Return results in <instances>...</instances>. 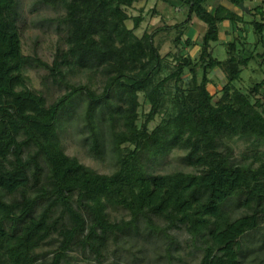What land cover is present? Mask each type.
<instances>
[{
  "label": "trees",
  "instance_id": "trees-1",
  "mask_svg": "<svg viewBox=\"0 0 264 264\" xmlns=\"http://www.w3.org/2000/svg\"><path fill=\"white\" fill-rule=\"evenodd\" d=\"M52 1L65 8L59 22L69 47L56 54L53 66L46 64L66 87L49 105L29 90L24 75L41 61L23 53L20 0H0V264H79L73 255L79 249L100 259L132 232L165 237L167 256L175 259L183 245L168 234L171 228L186 229L197 242L199 264H264V150L263 159L256 150L236 159L232 143L237 137L264 146V80L249 91L237 87L255 58L264 63V51L216 56L225 25V34L238 29V37L252 27L256 42L264 43V0L252 7L227 0L213 8V0H181L188 11L184 22L142 38L136 34L142 14L130 13L139 0ZM240 4L248 9L242 14L233 10ZM195 17L206 25L196 55L187 39L186 50L183 43L181 51L163 56L157 36L176 29L178 44ZM236 43L228 45L234 52ZM222 68L228 81L219 100L210 90L211 72ZM77 70L101 73L102 89L93 80L70 84L67 74ZM170 80L178 111L151 129ZM141 94L150 108L138 126ZM76 118L90 130L85 141L93 157L106 155L108 145L116 171L97 173L66 153L63 126ZM125 144L134 149L124 153ZM175 148L196 171L156 173L155 162ZM110 205L125 208L131 219H113ZM49 245L51 260L39 252Z\"/></svg>",
  "mask_w": 264,
  "mask_h": 264
},
{
  "label": "rangeland",
  "instance_id": "rangeland-1",
  "mask_svg": "<svg viewBox=\"0 0 264 264\" xmlns=\"http://www.w3.org/2000/svg\"><path fill=\"white\" fill-rule=\"evenodd\" d=\"M223 1L228 4L227 0H213L209 6L214 7L219 2ZM258 1V0H256ZM259 2L263 3V0ZM22 7V15L19 22V31L22 40L23 53L25 56L39 59L42 64L35 63L28 65L24 71L25 77H27V85L29 90L35 91L44 95L49 105L53 104L63 94L66 93L65 85L58 84L52 76L50 67L54 65L56 54L59 51L67 50L68 43V31L64 25H61V20L65 15V8L52 0H20ZM254 2L249 0L245 2L247 7H252ZM260 4V3H256ZM255 5V6H256ZM237 7V6H236ZM245 7V6H244ZM144 9V12L141 11ZM264 12V4L259 12ZM238 14L242 13V9L236 11ZM132 17H139L142 14V24L138 26L136 34L139 38H142L146 32H156L159 28H165L168 25H176L184 22L188 17V11L185 8H181V0H139L135 7L130 10ZM247 18L252 19L253 16L247 14ZM248 19V20H249ZM260 19V16H259ZM130 28L134 27V20L128 21ZM243 26V25H242ZM184 31V37L177 44L175 42L178 32L176 29L163 30L158 36L157 41L163 40L162 55L167 56L169 52L181 51L182 45L187 39H190L195 43L193 49H189V53L195 56L199 50V43L202 40L206 31V25L197 19L192 20V23L188 25ZM246 32L243 37H238L240 31L235 29L234 31H226L230 29L228 25L224 27V33L222 35V42L220 47L216 51V56L220 59H227L229 55L235 54L239 56H249L253 52L258 56L260 52L264 51V43L258 44L257 36L252 27L245 26ZM244 31V29H243ZM246 39V41H244ZM234 40H237L236 52L232 51L228 46ZM187 46L185 47L186 50ZM173 57H170L172 60ZM250 63L249 69L244 71L243 78L237 81V87L243 91H249L256 83L264 80V63L260 62V57ZM50 66V67H48ZM168 71H162L160 78H166L170 73ZM202 75V70H198ZM68 82L70 84H90V80L95 82L94 87L97 90H101L103 87L104 76L99 72L91 71H74L67 74ZM212 86L210 90L216 93L217 99L222 100L224 98V86L228 79L224 74V70L215 69L211 72ZM175 85L174 81L170 80L164 94L162 96V110L161 113L150 123V128L154 129L158 126L164 118L172 116L177 113L178 104L174 100ZM147 99L145 94H141L140 100L142 106L140 108V116L147 114L150 108V104L145 100ZM83 103V102H81ZM75 105V104H73ZM72 105V106H73ZM82 106V105H81ZM84 106V104H83ZM80 110L82 108L80 107ZM144 122V116L137 122L140 126ZM86 122L84 119L79 120L76 118L74 121L64 123V131L62 130V139L66 149V153L70 157H76L85 166L91 168L100 174H111L117 170V163L114 158L111 149L107 145V154L102 158L93 157L90 147L86 145V136L90 134L89 128H84ZM236 159L242 158L245 153L253 154L252 150H256L260 153L261 159H263L264 146H254L255 142L251 139L245 141L241 138H235L232 141ZM134 146L125 144L122 146L124 153L133 150ZM185 152L178 148H175L171 153L161 156L156 161L154 171L158 174H172L178 171L195 172L196 168L189 166L183 160ZM261 164V163H259ZM258 164V165H259ZM108 212L115 220L126 219L130 220L131 215L128 210L123 207L114 208L110 205ZM145 221H141L143 226ZM156 223L164 228L165 222L156 221ZM168 234L174 236L182 242L183 248L179 253H176L178 257L170 259L166 253V239H160L159 236H154L148 233L134 234L133 232L129 237L123 239L118 245L112 244L110 248L104 252V256L100 259H96L91 253L85 254L81 249L73 253L75 262L79 264H199L202 253L195 246L197 242L193 240L191 235L186 229L171 228ZM54 246H45L39 250L40 253L47 254L48 260L54 256ZM101 262V263H100Z\"/></svg>",
  "mask_w": 264,
  "mask_h": 264
},
{
  "label": "crops",
  "instance_id": "crops-1",
  "mask_svg": "<svg viewBox=\"0 0 264 264\" xmlns=\"http://www.w3.org/2000/svg\"><path fill=\"white\" fill-rule=\"evenodd\" d=\"M249 0H246L245 2H248ZM254 3L252 4V6H254L257 2H259L260 0H258V1H256V0H252ZM240 8V6L239 7H234L233 8V10L236 12V11H238V9ZM240 9H242V8H240ZM244 9H242V11H243ZM242 14V13H241Z\"/></svg>",
  "mask_w": 264,
  "mask_h": 264
},
{
  "label": "water",
  "instance_id": "water-1",
  "mask_svg": "<svg viewBox=\"0 0 264 264\" xmlns=\"http://www.w3.org/2000/svg\"><path fill=\"white\" fill-rule=\"evenodd\" d=\"M239 6H240V8L244 9L245 11L248 10L246 7H244V4H240Z\"/></svg>",
  "mask_w": 264,
  "mask_h": 264
}]
</instances>
